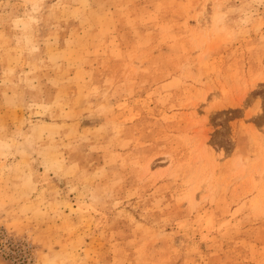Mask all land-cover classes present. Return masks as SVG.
I'll use <instances>...</instances> for the list:
<instances>
[{
  "label": "rangeland",
  "instance_id": "obj_1",
  "mask_svg": "<svg viewBox=\"0 0 264 264\" xmlns=\"http://www.w3.org/2000/svg\"><path fill=\"white\" fill-rule=\"evenodd\" d=\"M0 264H264V0H0Z\"/></svg>",
  "mask_w": 264,
  "mask_h": 264
}]
</instances>
